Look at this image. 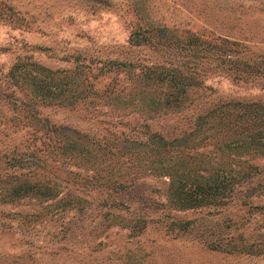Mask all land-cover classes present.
<instances>
[{
  "label": "rangeland",
  "instance_id": "obj_1",
  "mask_svg": "<svg viewBox=\"0 0 264 264\" xmlns=\"http://www.w3.org/2000/svg\"><path fill=\"white\" fill-rule=\"evenodd\" d=\"M196 42L257 69L196 63ZM237 100L264 101V0H0V264H264V145L221 144L229 111L195 118ZM153 131L188 143L125 150ZM222 169L247 172L223 202L179 205L181 182ZM21 181L48 192L10 194Z\"/></svg>",
  "mask_w": 264,
  "mask_h": 264
},
{
  "label": "trees",
  "instance_id": "obj_2",
  "mask_svg": "<svg viewBox=\"0 0 264 264\" xmlns=\"http://www.w3.org/2000/svg\"><path fill=\"white\" fill-rule=\"evenodd\" d=\"M163 44V45H170V39L162 38L157 39L154 41V45ZM204 50L208 51V53H215V57L217 58V63L225 68V69H234V70H243L249 71L248 67L256 68L255 63L253 62H246L239 55H237L238 48L232 47L227 48L223 47H202L199 46L196 42V63L199 61V57L204 55ZM236 51V52H235ZM192 55H195V50L191 52ZM246 65V66H245ZM162 66V65H161ZM158 67V66H157ZM168 68L165 69V73H167ZM160 70V69H159ZM167 70V71H166ZM259 71V70H253ZM163 73L158 71L157 74L160 75ZM172 79L176 82H180L181 85L178 86L177 90L172 92L170 102H176L174 105H177L180 100V96L185 92L183 89L187 82H184L183 79L187 76L184 75L179 69L176 68L174 73L171 74ZM188 77H191L190 74H187ZM60 89V88H59ZM41 91L37 92V91ZM39 93L40 95H50V90L48 87L43 88L42 84L38 85L37 87H32L30 92ZM27 91H23L26 93ZM27 94V93H26ZM179 95V96H178ZM224 110L229 111L230 116L228 118L221 119L216 122L215 126L213 127L214 135L216 134L217 140L224 145H227L231 148H246L250 144H256L259 146L264 145V101L259 100H249V101H233V102H226L219 105H215L214 107L210 108L206 112L197 113L196 114V124H202L206 121L208 116L215 115V113ZM249 127L254 129L253 133L245 134V130ZM51 130H61L65 134V139L63 146L70 150H85L84 146H79L80 144L78 141V135H81L77 130L71 129V131H67L70 128L66 126H56L50 125ZM230 130V131H229ZM74 132L75 134H72ZM177 139V143L187 144L186 138L183 136L176 138L172 137L171 139H167L160 135L158 132H150L147 134L145 139H138V138H129L127 139V146H125V150H130L135 153H141L143 156H152V157H162L163 153L167 151L168 148H171ZM27 156L19 155L16 161H21L26 159ZM32 162V161H31ZM20 165V163H17ZM227 171H219L213 178L208 180H198L196 176L193 178H187L183 182H181L176 189H174V193L176 197L181 199L180 206L183 205H196L200 201H206V199L210 196L213 197V201L215 203L223 202V195L225 191H223L226 187L230 186L232 181H238L243 179L247 174V172L241 171L240 173H232L228 174ZM189 174V172L187 173ZM34 185V183H33ZM33 185H29L26 181H21L19 184L13 185L10 188V194L12 195H20L24 192L32 191V193H43L48 192L47 190H43V186L34 187ZM118 185H121L120 183ZM115 187V186H112ZM215 195H217L216 198ZM198 196V197H197ZM197 198V199H196ZM203 199V200H202Z\"/></svg>",
  "mask_w": 264,
  "mask_h": 264
}]
</instances>
